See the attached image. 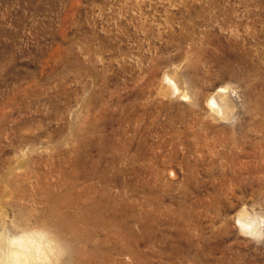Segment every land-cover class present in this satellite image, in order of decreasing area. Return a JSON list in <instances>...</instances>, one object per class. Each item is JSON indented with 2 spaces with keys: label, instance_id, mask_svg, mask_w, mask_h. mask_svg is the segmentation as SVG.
I'll return each mask as SVG.
<instances>
[{
  "label": "rangeland",
  "instance_id": "374dc122",
  "mask_svg": "<svg viewBox=\"0 0 264 264\" xmlns=\"http://www.w3.org/2000/svg\"><path fill=\"white\" fill-rule=\"evenodd\" d=\"M21 222L63 264H264V0H0V226Z\"/></svg>",
  "mask_w": 264,
  "mask_h": 264
},
{
  "label": "clouds",
  "instance_id": "9594fccd",
  "mask_svg": "<svg viewBox=\"0 0 264 264\" xmlns=\"http://www.w3.org/2000/svg\"><path fill=\"white\" fill-rule=\"evenodd\" d=\"M36 236L43 237L46 243L39 247L25 243L29 237ZM54 236L55 233L31 222H21L7 232L0 226V264H63L67 251ZM250 239L264 243V232Z\"/></svg>",
  "mask_w": 264,
  "mask_h": 264
},
{
  "label": "bare ground",
  "instance_id": "6f19581e",
  "mask_svg": "<svg viewBox=\"0 0 264 264\" xmlns=\"http://www.w3.org/2000/svg\"><path fill=\"white\" fill-rule=\"evenodd\" d=\"M174 80H176L175 78H173V77H171V76H168L167 77V90L170 92L171 90H170V87L168 86V85H170V86H173V93H176L177 94V92H178V87H179V83L177 82V80H176V82L178 83V84H176V82L174 81ZM178 85V86H177ZM172 89V88H171ZM184 90V89H183ZM169 92H167V93H169ZM224 92V91H223ZM180 93V92H179ZM182 93V92H181ZM223 93H222V91H219L217 94H216V99L211 103V107H212V112L214 113V115L215 116H218L217 114H219L220 112H222L221 111V107L220 108H218L217 106H219V105H221L220 103H221V100L223 99L222 98V95ZM228 94V93H227ZM185 95V94H184ZM225 95V94H224ZM186 96V95H185ZM187 97V96H186ZM188 98V97H187ZM222 106V105H221ZM210 107V108H211ZM223 109V108H222ZM46 205H47V207H46V210L44 211V213L45 214H47V215H49V216H55V218L57 217V220L54 222V223H51V224H55L56 225V227L58 226V195H55V194H50L49 195V198L47 199V201H46ZM49 206V207H48ZM77 206V205H76ZM95 208H93L90 212H88L86 215H84L83 216V218H87L88 217V215L89 216H93V215H95ZM43 213V214H44ZM46 216V215H45ZM97 216V215H96ZM99 216V215H98ZM68 217V216H67ZM67 217H61V219L64 221V220H68V218ZM69 220H71V224L73 225V226H76L77 225V220H75V219H73V218H70ZM103 220V219H102ZM79 221V220H78ZM61 223V222H60ZM54 225V226H55ZM248 225V224H247ZM57 229V228H56ZM56 237H57V235H56ZM56 237H54V238H56ZM36 241V240H35ZM25 243H27V244H29V245H34V243L32 242V241H29L28 239H27V241H25ZM37 243V242H36ZM35 246H37V247H39V244H37V245H35Z\"/></svg>",
  "mask_w": 264,
  "mask_h": 264
}]
</instances>
